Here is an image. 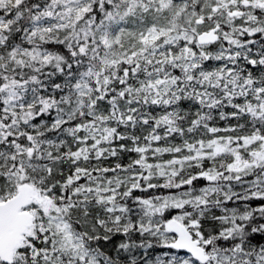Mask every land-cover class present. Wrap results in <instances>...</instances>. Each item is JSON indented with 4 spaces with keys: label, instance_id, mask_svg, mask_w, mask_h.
<instances>
[{
    "label": "snow or ice",
    "instance_id": "snow-or-ice-1",
    "mask_svg": "<svg viewBox=\"0 0 264 264\" xmlns=\"http://www.w3.org/2000/svg\"><path fill=\"white\" fill-rule=\"evenodd\" d=\"M0 264H264V0H0Z\"/></svg>",
    "mask_w": 264,
    "mask_h": 264
},
{
    "label": "trees",
    "instance_id": "trees-1",
    "mask_svg": "<svg viewBox=\"0 0 264 264\" xmlns=\"http://www.w3.org/2000/svg\"><path fill=\"white\" fill-rule=\"evenodd\" d=\"M202 183V182H201Z\"/></svg>",
    "mask_w": 264,
    "mask_h": 264
}]
</instances>
